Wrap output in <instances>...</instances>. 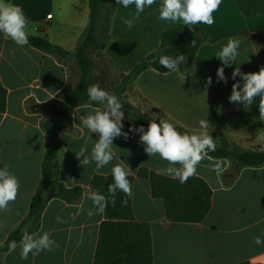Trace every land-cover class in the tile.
Masks as SVG:
<instances>
[{"label": "crops", "instance_id": "0c3cea01", "mask_svg": "<svg viewBox=\"0 0 264 264\" xmlns=\"http://www.w3.org/2000/svg\"><path fill=\"white\" fill-rule=\"evenodd\" d=\"M22 7L28 19L27 32L47 36L53 43L74 51L89 20V0H5ZM163 0L143 12L135 6L116 3L108 40L102 50L113 74L128 73L160 45L163 30L183 23L161 20ZM253 10V12H249ZM215 23L205 25L208 39L195 56L194 67L183 72H161L152 67L142 71L127 90L128 99L157 118L187 128L191 134L203 131L200 121L207 120L208 132L217 142L224 134L235 143L249 148H264V121L260 120L257 97L247 108L229 102L233 70L244 73L264 67V0H222L213 13ZM132 20L129 28L124 21ZM229 39L240 41L235 63L225 67L227 84L217 82V68L222 62L215 56ZM212 84L207 85V78ZM0 79L7 89V108L0 112V162L19 180V191L8 211H0V244L27 215L31 198L41 181V164L45 153L46 133L41 125L44 113L27 108L33 98L44 103L55 98L68 85V66L53 54L28 42L20 47L0 33ZM74 80V79H73ZM99 106L80 105L73 108L74 130L61 133L59 179L67 187L80 185L79 202L68 203L54 197L48 201L41 226L35 236L48 232L58 244L52 251H41L20 258V241L15 250L2 254L3 264H94L103 214L89 199L94 174H111L118 163L129 166L134 175L132 203L135 219L148 222L152 230L154 264H252L264 262V165L243 167L233 183L226 186L221 172L229 167L226 158L207 155L196 174L212 188L211 208L200 222L173 221L167 216L162 198L154 197L150 181L138 176L141 167L157 172L168 167L158 155L149 157L139 142L140 127L124 116L122 131L128 138L113 140L112 161L97 169L95 163L81 167L75 152L84 146L90 155L98 134L90 133L81 122L82 116L94 113ZM220 164L221 170H215ZM177 167L179 165H176ZM166 176V175H165ZM57 217L63 222H57Z\"/></svg>", "mask_w": 264, "mask_h": 264}, {"label": "trees", "instance_id": "16d2710c", "mask_svg": "<svg viewBox=\"0 0 264 264\" xmlns=\"http://www.w3.org/2000/svg\"><path fill=\"white\" fill-rule=\"evenodd\" d=\"M90 14L86 28L80 35L74 51L68 50L59 44L53 43L45 35L28 33V42L38 49L53 54L60 62L68 66L70 81L59 94L44 103L33 98L27 100L29 110L41 111L44 117L41 125L46 133L45 153L41 164V181L38 184L30 201L27 215L12 229L6 240L0 244V264L2 254L10 249L12 242L21 241L24 232L29 234L37 231L41 226V216L54 197L64 199L68 203H77L83 195L80 185L67 187L59 179L61 133L74 130L72 119L73 108L80 105H102L91 102L88 97V88L98 84L100 88L114 94L123 105L124 116L139 126L147 129L150 120L159 123V118L150 111H144L132 103L127 97L129 90L142 71L152 67L161 72H169L159 64L162 55H184L186 60L178 67L188 72L194 67L195 56L200 46L208 39L205 25L199 24L189 29L183 23L165 29L160 34V45L144 60L120 76L118 83L106 84V70L101 74L95 72L97 58L102 57V50L108 40L112 18L116 10V0H89ZM250 13L253 10L249 11ZM195 41V46L192 42ZM73 59L70 65L68 60ZM73 65L79 69V78L73 84ZM7 89L0 79V112L7 108ZM170 122V121H169ZM173 123V122H171ZM181 133L190 131L173 123ZM208 155L214 158H226L229 167L221 172L223 183L229 186L245 166L264 165V148L243 147L228 136L222 134L215 142V150ZM0 168H3L0 162ZM138 176L150 181L154 197L162 198L167 216L173 221L200 222L208 214L212 203V188L209 183L198 175L190 177L186 183L173 179L141 167ZM128 180L133 187L134 175ZM113 183L111 174H94L90 182L91 192L95 191L108 200L105 209V219L101 222L94 264H154L152 230L148 222L135 219L132 195L117 191L115 204L111 203L108 187ZM126 201V203H123ZM263 264V263H252Z\"/></svg>", "mask_w": 264, "mask_h": 264}, {"label": "clouds", "instance_id": "9594fccd", "mask_svg": "<svg viewBox=\"0 0 264 264\" xmlns=\"http://www.w3.org/2000/svg\"><path fill=\"white\" fill-rule=\"evenodd\" d=\"M156 0H116L117 4L124 7L135 6L137 12H143L145 7L152 6ZM222 0H163L159 10V18L172 22L182 21L183 26L189 29L196 25L203 24L211 26L215 23L213 13L218 10ZM28 19L21 6L7 3L0 0V33L10 38L17 46L23 47L28 44ZM124 23L131 28L133 21L125 20ZM239 40L229 39L226 46L215 56L222 62V66L217 68V82L223 81L227 84L225 67L231 66L238 56ZM195 46V41L192 42ZM184 55L168 56L162 55L159 64L169 71H179L178 66L184 63ZM241 79L236 81V77ZM231 78L236 81L232 84L229 102L243 104L245 108L251 106L256 98H259L258 111L261 121H264V67L257 72L244 73L237 66ZM212 84V78H207V85ZM88 97L91 102L102 105L94 113L81 117V122L88 131L98 134V140L88 154L87 147L82 146L75 152L76 159L81 167H86L95 163L96 168L100 169L108 165L114 156L112 152L113 140L118 137L128 138L129 133L122 131L124 125L123 105L114 94L100 88L98 84L91 85L88 90ZM209 123L207 120L200 121V128L203 131L198 134L181 133L176 126L167 119L160 118L159 123L150 120L147 129L143 125L140 127L130 126L129 132L139 133V142L144 145V151L149 157L158 155L169 165L164 169H157L159 174L169 176L186 183L187 180L196 174V170L201 161L210 151L215 150V142L208 132ZM261 139H264L262 137ZM176 165H179L178 167ZM216 171H220V164L216 165ZM113 183L109 185L108 192L111 203L115 204L117 191L132 195V189L128 176L131 169L123 163L114 165L111 169ZM19 191V180L9 170V165L5 164L0 168V211H8L10 203L17 199ZM96 209L95 212L89 210L88 215L103 214L108 200L105 196L93 191L89 195ZM126 203V201H123ZM57 222H63L62 218L57 217ZM257 245L264 244V240L257 236ZM10 250H15L16 242H12ZM20 258L27 259L31 253L38 255L41 251H52L58 244L53 240L48 232L40 236L24 232L20 241Z\"/></svg>", "mask_w": 264, "mask_h": 264}, {"label": "rangeland", "instance_id": "374dc122", "mask_svg": "<svg viewBox=\"0 0 264 264\" xmlns=\"http://www.w3.org/2000/svg\"><path fill=\"white\" fill-rule=\"evenodd\" d=\"M74 62L73 59H69L68 60V64H72ZM106 70V76H107V79H106V84L108 85H113V84H116L119 82L120 80V76H118L117 74H113L111 68V64L109 63V61L102 55V57L100 58H97V67H96V70L95 72L99 75H103L104 73L103 70L104 69ZM72 71L74 73V80H73V84H75L79 78V69L78 67L75 65H73V68H72ZM128 97V94L126 95ZM257 263V262H256ZM264 264V262H261Z\"/></svg>", "mask_w": 264, "mask_h": 264}]
</instances>
